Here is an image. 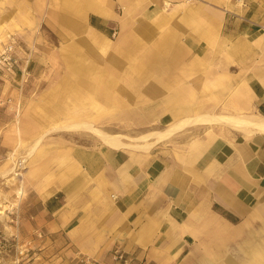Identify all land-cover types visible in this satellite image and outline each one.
Returning a JSON list of instances; mask_svg holds the SVG:
<instances>
[{
    "label": "rangeland",
    "instance_id": "rangeland-1",
    "mask_svg": "<svg viewBox=\"0 0 264 264\" xmlns=\"http://www.w3.org/2000/svg\"><path fill=\"white\" fill-rule=\"evenodd\" d=\"M89 1L106 15L82 9ZM167 1L0 0V48L13 38L30 56L26 82L0 79V264H98L65 249L66 240L45 227L51 214L43 197L62 171L72 169L71 148L108 146L73 122L89 121L123 141H140L132 137L177 117H162L172 102L194 104V114L247 113L235 105V89L225 86L218 45L208 40L192 51L184 47L189 34L198 38L208 25L199 9L204 5ZM193 4L196 13L182 21L178 8ZM198 123H209V132L221 124L180 125L160 145H171L181 127ZM155 146L115 149L147 153ZM254 235L216 241L220 253L209 257L215 264H247L252 247L264 245V233Z\"/></svg>",
    "mask_w": 264,
    "mask_h": 264
},
{
    "label": "crops",
    "instance_id": "crops-1",
    "mask_svg": "<svg viewBox=\"0 0 264 264\" xmlns=\"http://www.w3.org/2000/svg\"><path fill=\"white\" fill-rule=\"evenodd\" d=\"M197 1L204 8L183 6L177 14L189 21L202 9L208 25L198 38L189 34L184 47L192 51L208 40L218 45L220 73L225 86L235 89V105L264 117V0ZM100 7L82 4L85 11L106 15ZM154 10L161 12V6ZM170 110L162 116H177L168 125L170 134L183 119L215 114H194L191 103L172 102ZM200 121L207 119L200 116ZM224 124L214 125L213 132L209 123L181 127L171 145L158 142L147 153L95 144L72 147V169L62 171L58 185L43 197L51 214L47 233H59L65 249L98 264H117L110 255L115 247L145 256L149 264H215L209 255L220 253L216 241L264 233V132L249 134ZM260 246L252 247L247 264H264Z\"/></svg>",
    "mask_w": 264,
    "mask_h": 264
},
{
    "label": "bare ground",
    "instance_id": "bare-ground-1",
    "mask_svg": "<svg viewBox=\"0 0 264 264\" xmlns=\"http://www.w3.org/2000/svg\"><path fill=\"white\" fill-rule=\"evenodd\" d=\"M88 8L91 10L95 9L93 6H89ZM100 9L101 7L99 8V10ZM203 117H206L207 121L209 122L226 123L232 127L238 128L239 131L243 130L249 134L255 131L264 132V117L255 115V114H247V113L241 114V113H232V112L231 113H215V114H205L204 113L203 115H201V119H203ZM193 120L200 121V117L186 118L180 121L179 124L183 125V124H188V122L192 123L194 122ZM71 125H76L77 127L79 126L81 128L83 127L90 128V131L94 135H98L102 139V141L109 147L112 146L114 148H120L124 146V147L144 149V150L145 149L147 150L153 145L157 144L158 142H161L164 139L169 138L171 135L170 133L172 129V125H170L163 129L162 128L155 129V130L148 131L146 133L143 132V134L141 135L132 137V139L140 140V141H130V140L123 141L121 136L110 134L106 132L105 130H102L101 128L95 126L92 122H89V121H79V122L75 121ZM43 135L44 133L41 134L37 140H35L36 141L35 144L38 143L37 141H39ZM35 144H33L31 152L33 148L35 147Z\"/></svg>",
    "mask_w": 264,
    "mask_h": 264
},
{
    "label": "built area",
    "instance_id": "built-area-1",
    "mask_svg": "<svg viewBox=\"0 0 264 264\" xmlns=\"http://www.w3.org/2000/svg\"><path fill=\"white\" fill-rule=\"evenodd\" d=\"M29 62V54H22L21 47L16 40L7 39L0 48V79L16 80L19 84L26 82L29 77ZM110 255L117 264H149L145 256L128 254L117 247ZM87 261H89L88 258Z\"/></svg>",
    "mask_w": 264,
    "mask_h": 264
}]
</instances>
